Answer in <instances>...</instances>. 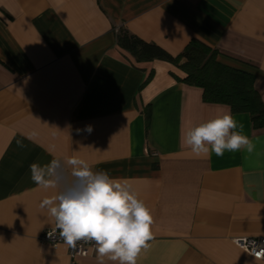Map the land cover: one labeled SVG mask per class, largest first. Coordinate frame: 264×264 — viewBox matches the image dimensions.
I'll use <instances>...</instances> for the list:
<instances>
[{
	"label": "crops",
	"instance_id": "0c3cea01",
	"mask_svg": "<svg viewBox=\"0 0 264 264\" xmlns=\"http://www.w3.org/2000/svg\"><path fill=\"white\" fill-rule=\"evenodd\" d=\"M119 28L172 55L198 39L251 72L264 102V0H0V264H69L66 244L39 240L55 225L40 203L59 189L38 187L30 165L71 157L150 209L137 264H264L233 241L264 237V131L231 112L253 152L195 157L185 133L229 106L169 62L134 64ZM77 264H98L96 246Z\"/></svg>",
	"mask_w": 264,
	"mask_h": 264
},
{
	"label": "clouds",
	"instance_id": "9594fccd",
	"mask_svg": "<svg viewBox=\"0 0 264 264\" xmlns=\"http://www.w3.org/2000/svg\"><path fill=\"white\" fill-rule=\"evenodd\" d=\"M86 130L92 131L90 126ZM17 143L24 147L21 141ZM183 143L197 158H210L213 153L223 157L226 151L252 153L255 147L230 110L189 129ZM30 173L38 187L59 189L40 203L55 221L50 237L58 232L73 249L78 242L94 243L98 264H104L105 258L137 264L139 254L153 239V217L128 181L113 178L107 171H93L77 157L32 163Z\"/></svg>",
	"mask_w": 264,
	"mask_h": 264
},
{
	"label": "trees",
	"instance_id": "16d2710c",
	"mask_svg": "<svg viewBox=\"0 0 264 264\" xmlns=\"http://www.w3.org/2000/svg\"><path fill=\"white\" fill-rule=\"evenodd\" d=\"M116 46L131 57L134 64L162 60L175 65L185 73V77L178 80L201 88L205 102L227 105L232 113L246 112L250 115L252 128L264 131V102L254 87V75L218 61L216 49L192 39L179 54L172 55L125 28L117 30ZM151 76L152 71L143 84Z\"/></svg>",
	"mask_w": 264,
	"mask_h": 264
},
{
	"label": "built area",
	"instance_id": "2783aa9c",
	"mask_svg": "<svg viewBox=\"0 0 264 264\" xmlns=\"http://www.w3.org/2000/svg\"><path fill=\"white\" fill-rule=\"evenodd\" d=\"M54 228L55 225L42 231L39 235V240L42 243H49L54 247L60 243H64L63 240L59 238L58 232H55L51 237L49 236V232H53ZM233 241L238 247L243 249L250 256L256 259H264V237H242L234 239ZM95 246L96 245L94 243L86 242H78L75 249L68 246L70 258L69 264H77L78 258L87 256Z\"/></svg>",
	"mask_w": 264,
	"mask_h": 264
},
{
	"label": "snow or ice",
	"instance_id": "6c2138e0",
	"mask_svg": "<svg viewBox=\"0 0 264 264\" xmlns=\"http://www.w3.org/2000/svg\"><path fill=\"white\" fill-rule=\"evenodd\" d=\"M258 255H259V253H258Z\"/></svg>",
	"mask_w": 264,
	"mask_h": 264
}]
</instances>
